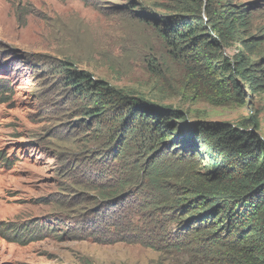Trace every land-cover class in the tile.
Segmentation results:
<instances>
[{
  "label": "rangeland",
  "instance_id": "1",
  "mask_svg": "<svg viewBox=\"0 0 264 264\" xmlns=\"http://www.w3.org/2000/svg\"><path fill=\"white\" fill-rule=\"evenodd\" d=\"M182 12L208 22L245 13L247 24L234 36L205 30L210 45L196 60L192 49L172 47L155 30ZM241 60L261 86L242 77ZM63 61L180 111L168 140L177 139L176 148L167 150L194 160L197 176H210L218 166L208 158L211 145L195 143L197 123H256L264 138V0H0V83L10 86L0 101V229L30 223L46 230L19 245L0 235V264H188L200 240L189 253L145 245L171 240L180 226L168 206L150 207L139 187L138 162L155 151L147 157L145 141L122 135L113 120L119 104L86 114ZM216 232L226 236L221 226ZM117 234L129 242L106 241Z\"/></svg>",
  "mask_w": 264,
  "mask_h": 264
},
{
  "label": "trees",
  "instance_id": "2",
  "mask_svg": "<svg viewBox=\"0 0 264 264\" xmlns=\"http://www.w3.org/2000/svg\"><path fill=\"white\" fill-rule=\"evenodd\" d=\"M169 20L163 30L158 29L156 23L157 33L174 48L179 44V50L192 49L196 60L205 54L204 46L210 45L205 30L216 26L219 33L225 30L234 36L236 26L247 24L245 13L226 15L214 22L209 19L208 22L195 13L182 12L175 13ZM239 64L238 70L244 71L242 77L249 85L254 89L261 86L262 78L248 67L251 64L243 60ZM61 67L66 72L72 95L86 101V114L100 115L107 107L119 104L115 110L118 108L120 112L113 120L122 135L145 141L143 152L147 157L155 151L152 158L145 160L144 157L138 162L139 187L149 197L150 207L168 206L170 220L179 221L180 226L172 232L171 240L145 245L158 252L189 253L192 251L189 245L200 240L197 253H190L192 258L188 264H264V138L256 132V123L252 129L228 123H197L201 137L194 138L195 143L206 150L211 145L210 150L214 153H208V158L218 166L210 176L199 177L193 172L194 160L179 158V161L176 159L179 152L176 155L167 150L169 145L176 148L177 139H173V145L168 140L175 130L172 117H181L180 111L127 95L84 69H74L73 63L68 61H63ZM9 92L10 86L0 83V101L6 102ZM158 113L163 114L162 120L166 119V124L159 121ZM185 151L190 152V149ZM170 180L175 181L173 185ZM117 193L108 195L113 197ZM128 215L126 213L125 218ZM219 217L224 220L216 227ZM119 224L123 222L119 221ZM220 226L226 236L216 232ZM44 231V225L28 223L19 227L14 225L5 231L0 229V235L19 245L36 240V236L41 237L40 233ZM129 240L126 235L117 234L114 240L106 241ZM198 257H202V261Z\"/></svg>",
  "mask_w": 264,
  "mask_h": 264
}]
</instances>
